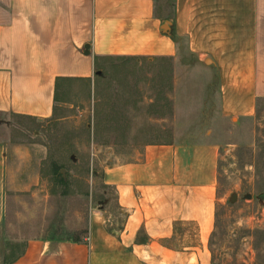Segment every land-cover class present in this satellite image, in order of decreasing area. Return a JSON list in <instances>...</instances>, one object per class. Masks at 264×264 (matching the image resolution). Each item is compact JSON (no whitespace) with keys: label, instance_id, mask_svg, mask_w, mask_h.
<instances>
[{"label":"crops","instance_id":"crops-1","mask_svg":"<svg viewBox=\"0 0 264 264\" xmlns=\"http://www.w3.org/2000/svg\"><path fill=\"white\" fill-rule=\"evenodd\" d=\"M108 60L160 65L172 93L112 103L102 86ZM68 82L89 85L93 126L96 105L97 123L103 107L116 109L114 127L128 129L114 128V138H137L142 125L172 121L175 129L133 161L107 162L118 217L98 207L80 242L30 239L11 264H214L224 145L209 124L240 126L264 102V0H0V236L11 193L23 203L40 185L10 182L21 151L1 128L12 117L51 120Z\"/></svg>","mask_w":264,"mask_h":264},{"label":"rangeland","instance_id":"rangeland-1","mask_svg":"<svg viewBox=\"0 0 264 264\" xmlns=\"http://www.w3.org/2000/svg\"><path fill=\"white\" fill-rule=\"evenodd\" d=\"M157 66L160 68L146 62L108 60L101 67L103 94L116 104L120 99L135 104L145 95L160 99V95L171 94L167 77L162 82ZM90 98L87 83L68 82L60 88V103L51 120L12 117L3 124L2 139L9 142L10 149L21 151L12 159L14 174L10 182L31 183L39 178L40 185L24 194L23 203L11 193L6 233L0 236V242H4V246L0 245V261L7 263L20 255L30 239L85 237L91 213L98 207L118 217L116 193L104 183L107 162L114 158L133 161L143 145L171 141L175 129L172 121L163 127L153 124L144 129L142 125L138 137L133 139L114 138L113 130L103 127H99L98 136L92 122L93 109L87 107ZM171 104L169 100V113ZM109 108L103 107L108 114ZM119 111L120 107L115 118ZM121 124L127 127L126 123ZM209 127H215L224 145L216 226L210 240L214 264H264V102L259 103L256 117L249 122ZM115 145L116 154L109 153L107 147ZM53 164L62 166L61 174L69 180V196L61 195L62 187L52 175Z\"/></svg>","mask_w":264,"mask_h":264},{"label":"trees","instance_id":"trees-1","mask_svg":"<svg viewBox=\"0 0 264 264\" xmlns=\"http://www.w3.org/2000/svg\"><path fill=\"white\" fill-rule=\"evenodd\" d=\"M96 98H97V95H96ZM98 110H99V108L96 105V107H95V119H96V122H95V129H96L95 133L99 136V134H98L99 127H103L104 130L109 131V132L114 130L115 127H114V123H113L112 120H113V114L116 111V109L114 107L109 108L110 112H109L108 116L103 117L102 114L105 115L106 111L102 108L103 113L101 112V114H100V121L101 122L100 123L98 122V125H97V117L99 116V111ZM126 126L128 127L127 124H126ZM90 127H91V123L89 124V128ZM127 127L122 126V124L119 122L115 129H119V130H121L123 128L127 129ZM61 168H62V166H60L58 164H53L52 175H53L54 180L57 183V185L62 187L61 195L66 197V196L70 195V191L68 190L69 180L67 178L63 177V175L61 174ZM74 241L75 242H80L81 239H74ZM16 260H17V258L15 257L10 262H7L5 264H11V263H13Z\"/></svg>","mask_w":264,"mask_h":264}]
</instances>
